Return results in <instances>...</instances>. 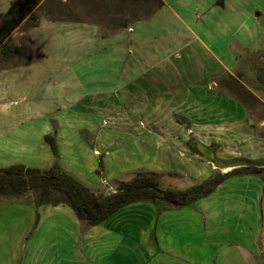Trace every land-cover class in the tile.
Listing matches in <instances>:
<instances>
[{
    "label": "rangeland",
    "instance_id": "374dc122",
    "mask_svg": "<svg viewBox=\"0 0 264 264\" xmlns=\"http://www.w3.org/2000/svg\"><path fill=\"white\" fill-rule=\"evenodd\" d=\"M13 1L0 0V14L5 13ZM159 2L162 7L165 6L164 0H140L135 3L116 0L43 1L36 11L39 27L18 30L11 36L14 45L26 49L28 57L0 63V128L7 130L5 137L9 136L3 146L0 144V168L14 163L41 170L51 168L55 159L44 140L46 135L55 137L61 169L83 186L101 194L112 192L119 182L130 181L137 173L158 174L163 160L170 164L169 171L163 168L164 173H159V180L164 187L173 190L191 188L210 178L201 181V178L189 176L183 170L195 168L203 171L206 168L213 175L218 171L228 174L242 167L240 159L264 160L227 157V148L231 147L224 139L215 143L208 141L207 137L205 140L203 136L198 138L195 132L189 130L191 125L180 108L182 104L172 101L128 103L117 97L118 92L122 93L129 87V82L136 84L152 76L153 70L140 73V67L134 64L139 62L140 42L141 61L148 68L172 62L177 53L175 38L181 30L180 18L171 11L172 4L162 9L157 8ZM263 21L261 27L264 29ZM131 28L133 34L128 35L132 40L130 49L128 42L117 40L113 48L112 41L105 40L109 35ZM184 35L181 36L182 43L187 45L189 38H184ZM158 42L160 47L156 54L154 51ZM114 49L121 50L128 61L133 62L130 67L125 65L118 71L125 58L120 56L114 62L111 56ZM253 57L255 60L262 59L259 66H264L263 47ZM100 58H104L108 66L100 65ZM114 67L118 70L113 71ZM125 74H128L127 80ZM77 76H83V84L89 88L78 82L80 89L71 92L59 82L62 79L71 82ZM70 85L75 90V83ZM97 85L99 98L116 93L115 104L106 100L97 102L98 98L94 97L96 92H93ZM245 86L256 96L242 86L244 90H238V99L251 119H264V69L257 72L256 78L246 79ZM106 106L110 108L108 111L104 110ZM113 106L114 112L111 109ZM256 121L253 123L256 124ZM262 126L259 136L264 138V123ZM23 137L30 138L28 143L33 148L32 152L15 143L17 138ZM11 140L13 144L8 143ZM174 143L188 144L190 148L185 151V147H178L181 155L178 159L163 158L162 151L156 150L157 144H162L166 153ZM200 143H208L209 146L203 149ZM240 144L236 143V146H243ZM101 155L104 156V169L98 175ZM165 172L169 173L168 176ZM241 178L229 179L211 197L191 206L196 210L197 228L200 218H209L211 222L210 248L204 252L206 258L212 256L208 264H224L222 258L229 256L261 253V237L252 234L253 230L263 229L264 185L257 187L261 192L256 194L253 191L256 182L261 179L247 176L240 181ZM22 198L32 201V195ZM145 207L156 209L154 203L135 206L140 213L147 211ZM198 208H206L207 215ZM258 208L262 212L259 222L256 215L251 216V212ZM0 217L4 218V215L0 214ZM82 227L85 231L91 229ZM132 241L138 242L139 239L133 235Z\"/></svg>",
    "mask_w": 264,
    "mask_h": 264
},
{
    "label": "crops",
    "instance_id": "0c3cea01",
    "mask_svg": "<svg viewBox=\"0 0 264 264\" xmlns=\"http://www.w3.org/2000/svg\"><path fill=\"white\" fill-rule=\"evenodd\" d=\"M217 2L218 0H164L165 6L162 9L172 4L171 11L180 18L181 30H178L175 38L177 53L172 57V62L148 68L141 61L140 42L137 53L139 62L134 64L140 67V73L153 70L152 76L149 80L136 84L127 81L129 87L122 93L118 92L117 97L128 103L172 101L182 104L180 108L191 125L189 130L195 132L198 138L203 136L205 140L207 137L208 141L215 143L224 139L231 147L227 148V157L263 159L264 138L259 134L264 119L256 121L249 117L238 99V90L242 86L246 88V79L256 78L257 72L264 69V66H259L263 60H255L253 57L264 48V29L261 27L264 20V0H225L224 7H218ZM130 33L133 34L132 28L118 31L105 40L110 39L113 48L117 40L128 42L130 49ZM182 35L189 38L187 45L182 43ZM159 47L160 42L156 44V54ZM111 56L114 62L120 56L125 58L119 65L120 70L114 67L113 71H121L125 65L130 67L133 63L128 61L121 50L114 49ZM100 60V65L108 66L104 58ZM111 64L117 66L116 63ZM120 76L124 78V74ZM78 77L71 82L69 79L59 82L65 85L66 90L69 88L71 92H77L80 85H84V77ZM127 79L128 74H125V80ZM74 83L75 90L70 85ZM98 85L96 91H93L96 92L94 97L98 98L97 102L106 100L115 104L116 93H109L107 98L97 97L100 96ZM247 90L253 94L251 90ZM241 96L243 97V94ZM76 97L79 98L80 95L77 94ZM108 109L109 106L104 108L105 111ZM111 109L114 112L115 106ZM253 121H256V124ZM6 131L0 128L2 146L5 144V138L9 137H5ZM29 139L17 138L15 143L32 152ZM8 143L13 144V140ZM236 143L243 146L238 147ZM158 145L156 150L162 151L163 158L178 159L181 156L178 147H185V151L190 148L188 144L174 143L172 149H167L165 153L164 145ZM200 145L203 149L209 146L208 143ZM163 161L158 174L164 171L163 168L169 171L170 164ZM167 172L165 173L168 176ZM183 172L189 173V176H197L201 181L213 175V172L206 168L203 171L193 168ZM240 181H244V177ZM256 183L253 193L257 194L261 192L257 187L261 188L263 184L261 180ZM187 189L189 188L182 190ZM132 206L133 208H129ZM132 206L124 208L102 226L85 231L68 207L44 206L36 209L32 201L24 198L1 200L0 214H3L4 218L0 217V264H208L212 256L206 258L204 252L206 248H210L209 218H200L197 228L194 207L165 208L161 212L157 207H145L147 211L140 213L135 208L136 205ZM205 209L198 208L206 216ZM261 214L259 208L251 212V216H257L258 222ZM241 225L243 226L242 223ZM254 231L252 235L261 237V253L229 256L222 258L221 262L264 264V224L262 230L259 228V231ZM133 235L139 239L138 242L133 243ZM254 239L252 243L255 242Z\"/></svg>",
    "mask_w": 264,
    "mask_h": 264
},
{
    "label": "trees",
    "instance_id": "16d2710c",
    "mask_svg": "<svg viewBox=\"0 0 264 264\" xmlns=\"http://www.w3.org/2000/svg\"><path fill=\"white\" fill-rule=\"evenodd\" d=\"M43 1L15 0L10 3L5 13L0 14V63L28 57L26 49L14 45L11 36L18 30L39 27L36 11L41 8ZM116 1L135 3L140 0ZM224 3L225 0H218L216 5L224 7ZM162 6L163 4L159 2L157 8ZM40 58L43 59V55ZM44 140L55 159L53 166L47 170L28 168L24 165L0 168V200L32 195V204L36 209L44 206L68 207L87 228L102 226L121 210L132 205L154 203L160 212L165 208L191 207L212 196L231 178L257 176L264 185V160L240 159L238 161L242 163V167L228 174L215 172L205 182L187 190L165 188L159 180V174L142 172L137 173L130 181L119 182L112 192L101 194L83 186L61 169L58 164V145L54 136L48 135ZM103 157V155L99 157L98 175L103 173ZM38 220L39 218L37 224Z\"/></svg>",
    "mask_w": 264,
    "mask_h": 264
}]
</instances>
